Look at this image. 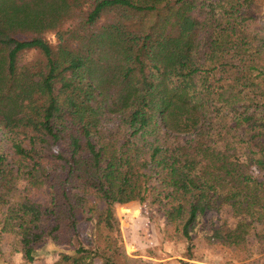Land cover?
<instances>
[{
  "label": "trees",
  "instance_id": "trees-1",
  "mask_svg": "<svg viewBox=\"0 0 264 264\" xmlns=\"http://www.w3.org/2000/svg\"><path fill=\"white\" fill-rule=\"evenodd\" d=\"M116 202L191 253L264 245V0H0V258L33 264L91 221L50 264H148Z\"/></svg>",
  "mask_w": 264,
  "mask_h": 264
},
{
  "label": "rangeland",
  "instance_id": "rangeland-1",
  "mask_svg": "<svg viewBox=\"0 0 264 264\" xmlns=\"http://www.w3.org/2000/svg\"><path fill=\"white\" fill-rule=\"evenodd\" d=\"M44 37L54 44L59 42L56 31L46 32ZM34 57L35 53L33 52L24 56L26 60ZM179 137L183 140L187 135L181 133ZM142 207L135 206L123 209L117 208V202L115 203L125 250L132 257H139L148 264H177L180 260L202 264H264V245L261 246L256 242L253 243L251 257L245 260L235 258L227 247L210 245L204 241H198L193 253H191L183 234L176 232L172 227H166V220L161 212L156 211V209L149 211L144 205ZM152 211H154L153 216ZM127 214L133 216L134 225L130 217L124 216ZM219 218L220 215L217 213H211L208 220L203 223L200 234L209 233L212 223H217ZM93 232V222L83 221L79 226V238L74 241L75 246H79L80 242L89 245L93 240ZM75 246L59 245L49 239L39 246L33 264L53 263L59 257L60 252H70ZM0 264L6 263L0 258Z\"/></svg>",
  "mask_w": 264,
  "mask_h": 264
}]
</instances>
